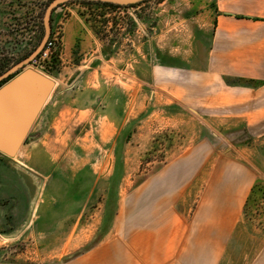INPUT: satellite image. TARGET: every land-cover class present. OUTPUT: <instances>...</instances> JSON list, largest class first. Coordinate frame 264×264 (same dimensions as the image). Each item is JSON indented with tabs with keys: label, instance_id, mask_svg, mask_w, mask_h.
I'll return each mask as SVG.
<instances>
[{
	"label": "rangeland",
	"instance_id": "obj_1",
	"mask_svg": "<svg viewBox=\"0 0 264 264\" xmlns=\"http://www.w3.org/2000/svg\"><path fill=\"white\" fill-rule=\"evenodd\" d=\"M50 1L0 0V74L37 47ZM112 4L55 7L53 45L19 69L44 73L54 89L24 136L42 156L0 154V264H66L112 235L123 199L197 140L242 143L233 111L194 107L216 94L205 68L216 0ZM242 215L264 226V180Z\"/></svg>",
	"mask_w": 264,
	"mask_h": 264
},
{
	"label": "crops",
	"instance_id": "obj_2",
	"mask_svg": "<svg viewBox=\"0 0 264 264\" xmlns=\"http://www.w3.org/2000/svg\"><path fill=\"white\" fill-rule=\"evenodd\" d=\"M216 8L205 67L216 80V94L194 107H209L217 116L233 111L241 145L220 148L211 138L197 140L123 199L112 235L66 264H264V226L251 228L242 215L256 179L264 180V0H216ZM30 80L18 71L0 86L5 99L23 100L26 110L38 99L33 115L16 118L9 111L13 124L26 119L31 126L52 95L54 87L35 98ZM25 141L0 154L40 158L42 149L31 151ZM13 167L29 179L40 175Z\"/></svg>",
	"mask_w": 264,
	"mask_h": 264
},
{
	"label": "water",
	"instance_id": "obj_3",
	"mask_svg": "<svg viewBox=\"0 0 264 264\" xmlns=\"http://www.w3.org/2000/svg\"><path fill=\"white\" fill-rule=\"evenodd\" d=\"M67 0H51L47 7L44 10L42 17V26H43V36L37 45V47L30 52L25 58L8 68L5 72L0 74V81L18 71L19 69L26 66L31 62L35 56L44 48V43L46 42L49 33H50V17L53 9L58 5L64 3ZM91 1H101L115 4H130L137 2L139 0H91ZM23 75L27 78H31L30 81H34V97L38 98L37 92L41 91L43 96L46 95L50 89L53 87V83L50 79L39 74L34 70H24ZM16 85V82L13 83ZM17 85H23L17 82ZM22 95V94H21ZM38 100V99H37ZM36 99L30 104V108L26 110L23 100L15 101V103L10 102V98L5 99L3 97V90L0 91V150L9 152L11 149H15L18 143L24 138L30 123L28 120L24 119L22 123L13 124L8 118V112H17L18 115L16 118H20L26 115L27 111L29 114L33 115L36 112L38 101ZM5 101V102H4ZM9 107V109H8ZM17 108V109H16ZM17 111H16V110ZM16 116V114H15ZM26 120V121H25Z\"/></svg>",
	"mask_w": 264,
	"mask_h": 264
},
{
	"label": "trees",
	"instance_id": "obj_4",
	"mask_svg": "<svg viewBox=\"0 0 264 264\" xmlns=\"http://www.w3.org/2000/svg\"><path fill=\"white\" fill-rule=\"evenodd\" d=\"M79 2H81V3H83V4H87V5H89V4H95V5L114 6V4H112V3L101 2V1H86V0H79ZM63 4H65V2L62 3V4H60V5H63ZM60 5H58V6H60ZM58 6H57V7H58ZM33 49H34V48H33ZM26 55H28V54H26ZM38 56H39V54H38L36 57H38ZM36 57H35L34 59H36ZM18 71H19V70H18ZM18 71L14 72L13 74H11V75H9L8 77H6L5 79L1 80V81H0V86H1L4 82H6L8 79H10L13 75H15Z\"/></svg>",
	"mask_w": 264,
	"mask_h": 264
},
{
	"label": "built area",
	"instance_id": "obj_5",
	"mask_svg": "<svg viewBox=\"0 0 264 264\" xmlns=\"http://www.w3.org/2000/svg\"><path fill=\"white\" fill-rule=\"evenodd\" d=\"M53 45L51 40H47L45 47L43 48V50L40 51L39 56H45L47 55V51L51 48V46ZM32 63L35 62V59H33L31 61Z\"/></svg>",
	"mask_w": 264,
	"mask_h": 264
}]
</instances>
